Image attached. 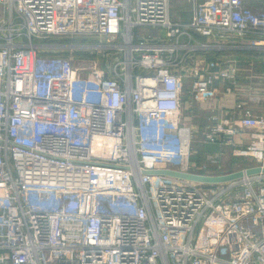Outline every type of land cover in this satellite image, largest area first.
Wrapping results in <instances>:
<instances>
[{"label":"built area","instance_id":"built-area-1","mask_svg":"<svg viewBox=\"0 0 264 264\" xmlns=\"http://www.w3.org/2000/svg\"><path fill=\"white\" fill-rule=\"evenodd\" d=\"M173 1L0 0V264H264V174L146 172L224 173L222 149L193 158L185 98L252 71L206 52L264 50V0ZM52 36L107 37L95 48L118 55L76 61ZM213 118L206 142L249 132L233 154L264 165V112Z\"/></svg>","mask_w":264,"mask_h":264},{"label":"crops","instance_id":"crops-1","mask_svg":"<svg viewBox=\"0 0 264 264\" xmlns=\"http://www.w3.org/2000/svg\"><path fill=\"white\" fill-rule=\"evenodd\" d=\"M262 51H257V53H255L256 55L253 53L254 56L257 57H248L249 65L246 67H251L248 69H252V71H245L243 72L242 76L237 77V81L229 82L233 85V91L225 92L223 85L216 84V86H219V89H217L215 92H212L210 98L206 101L201 100L196 93H187L185 98V114L186 117L191 120L193 125V149L195 152L193 155L194 159L202 160L208 157L210 153H214L208 152L204 148L206 142L204 139L205 132L208 129L210 123L214 121V115H219L220 118L233 117L242 113V109L247 105H251L256 113L264 112V99L259 101L252 99L255 95H262L264 97V50ZM225 53L220 55H227ZM220 55L217 53L215 55L210 53L206 55V57L211 60ZM199 56L203 57L205 55L199 54ZM190 81L191 78L186 77V83H189ZM186 88H188L189 91L190 88L188 86ZM232 112L233 114H231ZM249 140V132H243L233 136V144H223L221 146L225 159L222 172H228L242 168H234L233 166L229 167L236 162L237 159H235V157H238L233 154V148L244 145L249 142ZM229 148L232 151L231 155H234L232 158H229L227 153ZM227 156L230 160L229 162H227ZM244 157L247 159L243 163L244 167L253 164L254 160L252 157Z\"/></svg>","mask_w":264,"mask_h":264},{"label":"rangeland","instance_id":"rangeland-1","mask_svg":"<svg viewBox=\"0 0 264 264\" xmlns=\"http://www.w3.org/2000/svg\"><path fill=\"white\" fill-rule=\"evenodd\" d=\"M188 6V2L187 0H174L173 1V8L172 10L175 12L176 10H178L179 12L185 8H187ZM189 14L186 12H183V18L186 20L188 18ZM7 25V24H4ZM135 31L138 34H141L143 36H154L157 39H165V35H166V28L165 27H161V26H151V25H143V26H139L135 28ZM52 39L54 40H49V43H45V45H43V47H46L48 49H50L51 51L57 52V53H61V54H65V55H69L72 56L76 61L83 59V58H94L96 56V54L98 53L97 51H99V53H102V51L106 50V44L102 45V46H98V48H95V44H99L97 42H105L107 41V37H96V36H52ZM235 39H237L235 37ZM38 41L41 42H47L43 39H36ZM102 47H104L102 49ZM101 48V49H100ZM100 49V50H99ZM230 51L228 53V55L233 56L234 58L241 60L240 61V65L243 67H246L249 64V58L252 57H257L254 56L253 51H257V50H252V49H248V48H243L241 46H237L234 49L231 50H225V52ZM106 56L104 57H100L101 61L103 64H107L110 63L116 55H118V53L116 52V49H112V50H106ZM121 52V51H119ZM124 52V51H123ZM250 52H252V55L247 56L248 54H250ZM83 53V55H82ZM231 149L229 148L227 153L229 158H232L231 155ZM227 156V162H229V158ZM244 156H238L235 157L236 162L233 165H230L229 167L233 166L234 168H240V167H244V162L247 160L245 157L241 158ZM225 160V159H224ZM233 163V162H232ZM239 163V164H237Z\"/></svg>","mask_w":264,"mask_h":264},{"label":"water","instance_id":"water-1","mask_svg":"<svg viewBox=\"0 0 264 264\" xmlns=\"http://www.w3.org/2000/svg\"><path fill=\"white\" fill-rule=\"evenodd\" d=\"M205 150L208 152H220L221 144L220 142H205ZM146 172L151 174H168L183 178H188L191 180L205 182V183H220L226 182L234 179H239L242 177L254 176L264 174V165H250L240 169L219 173V174H197L190 172H183L173 168H158V169H149Z\"/></svg>","mask_w":264,"mask_h":264},{"label":"trees","instance_id":"trees-1","mask_svg":"<svg viewBox=\"0 0 264 264\" xmlns=\"http://www.w3.org/2000/svg\"><path fill=\"white\" fill-rule=\"evenodd\" d=\"M199 39H201V40H207V38H206L205 36H199ZM51 40H54V39L51 38ZM224 51H225V50H221V49H213L212 51H207L206 53H207V54L212 53L213 55H215V54L217 53V54L220 55V54L224 53ZM257 51H259V50H257ZM257 51H253L254 54L257 53ZM262 52H263V51H262ZM251 53H252V52H250V54H248L247 56L253 54V53H252V54H251ZM225 54H226V53H225ZM82 55H83V53H82ZM255 55H256V54H255ZM247 58H248V57H247Z\"/></svg>","mask_w":264,"mask_h":264}]
</instances>
